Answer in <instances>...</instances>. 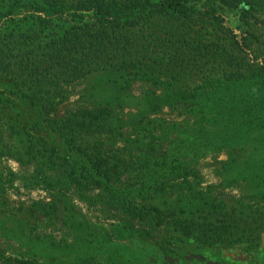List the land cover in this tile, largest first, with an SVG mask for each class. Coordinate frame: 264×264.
Listing matches in <instances>:
<instances>
[{"label":"rangeland","instance_id":"374dc122","mask_svg":"<svg viewBox=\"0 0 264 264\" xmlns=\"http://www.w3.org/2000/svg\"><path fill=\"white\" fill-rule=\"evenodd\" d=\"M67 1L72 14L77 2ZM240 1L231 9L221 0H199L189 20L150 17L127 35L136 57L129 70L110 68L102 59L85 69L75 64L79 69L72 75L52 77V84L63 81L59 88L41 93L58 127L66 117L83 119L82 107L111 112L99 118L112 132L100 137L93 128L79 141L76 158L84 144L98 148L111 168V188L123 192L128 206L160 211L164 221L155 238L162 239L154 243L139 238L136 231L145 221H132L126 208L114 204L110 189L81 193L62 176L44 179L52 173L43 163L55 152L28 150L29 137L9 130L10 124L17 130V104L21 107L17 42L29 38L33 45L27 49H34L70 38L91 18L65 17L44 27L32 16L45 15L28 6L41 0L21 1L23 7L17 4L11 15L0 9V256L24 246L54 264H264V0ZM0 3L6 8L12 2ZM224 49L238 57L240 70L226 65ZM45 180L60 192L46 191ZM155 181L163 191L152 189ZM200 197L224 207L218 218L226 228L216 239L201 241L197 233L191 240L179 238L177 220L197 218L200 211L218 213Z\"/></svg>","mask_w":264,"mask_h":264},{"label":"trees","instance_id":"16d2710c","mask_svg":"<svg viewBox=\"0 0 264 264\" xmlns=\"http://www.w3.org/2000/svg\"><path fill=\"white\" fill-rule=\"evenodd\" d=\"M0 1H3V3L12 2L6 8L1 6L2 3H0V9L6 10L5 15H11L17 4L23 7L21 1L24 0ZM41 1V4L34 3L28 5L35 13H43L45 15V17L41 15H37V17L36 15L32 16V19L36 23L39 22L41 26L51 27L58 19L65 17H70L73 21H76L75 19L79 15L81 20L86 17L91 18L92 23L83 24L85 26L83 28L77 27L75 32L70 34L72 35L70 38L64 35L61 38L51 39L48 42L38 44L37 48L34 49H27L33 45L32 40L30 42L29 38H24L22 42H17V51L19 53L17 55V102L20 103L21 107H18L17 104V108L20 110L17 111V130L13 124H10L9 130L14 135H27L29 137L28 141L30 145L28 146V150L44 147V151H46L51 147L52 153L55 152V156H53L50 162L43 163L51 171L50 173H52L50 176L46 174L44 179L53 180L56 176H62L67 178L70 182L69 184L81 193L83 190L92 191L97 187L105 192H109L110 189V195L114 204L121 210H123L122 208H126L123 212L131 214L130 219L132 221H137V219L141 223L145 221V226H140L141 229L136 231L139 234V238H143L150 243H154L156 240L161 241L162 238H155L164 221L160 211L156 207L147 205L142 206V208H131L132 205L128 206L130 200L128 201L123 192L120 189L116 188L113 190L111 188V181L113 179L111 168L107 166L109 164L107 160L104 161L99 158L101 155L98 148H89L87 144H84V148L87 147L85 152L76 158L78 155L75 152H82L77 150L79 141L85 134L93 133V128L99 129L98 133L100 137L102 136V131L108 134L112 132V127L106 126L102 119L99 118L100 113L102 117H107L108 115L112 116L111 112L101 109L98 114L97 112L89 111L88 108L82 107L80 108V112L86 114L83 119L76 120L72 117H66L62 122L65 126L58 127L54 125V122H51V114L45 112L48 105L43 106L41 93L44 92L47 95L50 93L53 85L55 88H59L61 86L60 83H63V81H60L58 84H52L54 80H51L52 77L60 79L63 73L72 75L73 70L79 69L78 67L85 69L88 66L94 65L97 62L94 61L96 59H102L101 61H104L105 65L110 68H118V71L129 70L134 61H136V57L129 50L127 42V38L129 37L127 35L135 24L141 26L150 17L163 15H173L189 20L194 15L199 0H75L77 4L73 7L74 12L72 14H70L71 9L68 6L67 0ZM220 3L223 4V7L233 9L241 1L221 0ZM246 5L258 4L256 2H248ZM209 9L213 12L217 11L214 7H210ZM2 12L0 11V17L3 15H1ZM88 26H91V28ZM221 56L224 58L226 65L237 67L240 70L241 62L237 56L232 55L225 49L222 51ZM238 75L232 77H243ZM70 81L74 83L72 82L74 80ZM45 88L47 90L44 91ZM25 90H27L26 93H24ZM112 140H116V137L111 138ZM45 158L46 161L50 159L49 156ZM19 162L22 163L21 161ZM116 164L119 165V162ZM121 164H123L122 161ZM54 165H58L59 168L53 170L51 166ZM187 176L188 172L184 171L182 178L186 186H190V189H192L193 185L188 181ZM45 182L47 188L45 187L44 189L46 191L51 193L60 192L56 189L57 184L47 182V180ZM162 185L155 181L151 187L154 191L158 192L160 190L163 191ZM172 188L176 187L173 186ZM199 196H204V193L200 192ZM199 199L200 201H205L206 206H213L218 209V213H215L214 210L211 213L200 211V215H196L198 216L197 218L185 219L183 223L177 220L173 225L179 238L191 240L197 233L201 235L199 237L201 241L202 239L206 241L205 239H209L211 236L216 239L217 236L214 235H217L221 229L224 230L226 228L227 222L218 218L223 217V214L219 210L224 209V207H221V205L215 206V201H212L213 203L210 206L205 198L200 197ZM55 200L54 198V202H56ZM55 204L56 209L59 204L57 202ZM144 211L147 213L142 216ZM24 212H29V209ZM164 239L169 241V238L166 236H164ZM164 239L163 243L160 242L161 244L165 243ZM177 241L179 244L182 240ZM79 244H82V242L80 241ZM66 247L62 249H66ZM32 249H26L23 246L17 250V254L9 256L3 254V256H0V264H54L41 255L40 252L36 251L33 254ZM168 249H171V246ZM93 259V257H90L87 258V261ZM110 264L112 263L110 262Z\"/></svg>","mask_w":264,"mask_h":264}]
</instances>
